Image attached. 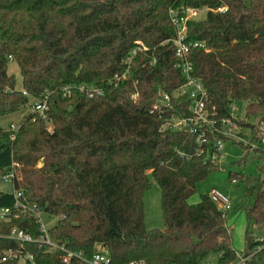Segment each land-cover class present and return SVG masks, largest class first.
Listing matches in <instances>:
<instances>
[{
    "label": "trees",
    "instance_id": "1",
    "mask_svg": "<svg viewBox=\"0 0 264 264\" xmlns=\"http://www.w3.org/2000/svg\"><path fill=\"white\" fill-rule=\"evenodd\" d=\"M204 6H226L186 24L187 42L202 44L191 45L188 58L206 89L208 116L219 128L222 119H232L233 103L243 101L245 116L260 115L264 127V0H0V118L50 94L47 120L29 112L14 130L0 125V174L13 170L21 199L57 218L48 228L52 240L86 257L105 247L112 264H231L238 258L226 212L207 194L189 201L218 167L211 156L225 136L208 129L198 145L186 128L165 127L190 115L189 102L173 96L185 77L164 43L174 34L168 10ZM138 41L147 49L114 85ZM10 61L29 96L15 88ZM81 84L102 93L88 97ZM66 85L71 92L64 96ZM149 174L161 190L163 230L145 226ZM229 178L245 186L238 204L247 218L243 256L254 260L264 256V164L257 175L229 171ZM13 204V193L0 190V207ZM12 227L40 235L27 212L0 223V264H19L13 257L1 261L7 248L32 254L36 264H62L44 245L8 238Z\"/></svg>",
    "mask_w": 264,
    "mask_h": 264
},
{
    "label": "built area",
    "instance_id": "2",
    "mask_svg": "<svg viewBox=\"0 0 264 264\" xmlns=\"http://www.w3.org/2000/svg\"><path fill=\"white\" fill-rule=\"evenodd\" d=\"M201 10H212L214 12H224L226 6H219L217 8H209L204 6L202 8L195 7H181V8H170L168 10L170 21L174 27V34L170 38L164 41L165 44H170L174 50V57L176 60V67L180 69L182 75L185 77V82L181 84L174 92L173 96L181 98L189 102L190 115L183 118H173L171 123H166L165 127L170 126L171 128H186L191 135H194L198 145L203 144L206 141L207 130L206 124L211 129L217 130L222 134L231 132V126L226 127L225 124L229 123L230 119H222L219 123V128L216 126L217 123L208 116L206 108V96L207 92L200 81V79L192 75V64L188 58V53L191 45L201 46L200 43L190 44L187 42L186 24L189 19L198 18ZM147 47L138 41L131 51L124 57L123 63L125 70L121 74H114L112 83L117 85L119 82L127 79L130 73V64L138 52L146 50ZM62 93L64 96L69 95L71 92V86L66 85L62 87ZM78 90L85 93L88 97H93L102 93V89L98 87H90L86 84L78 86ZM22 94L29 96L26 90L22 89ZM49 92L44 93L41 97L33 99L31 105V112L38 115L44 120H47V111L49 110ZM136 97V94L133 95ZM170 100L168 94H163L162 102L166 105ZM12 130L16 127L11 125ZM260 143L264 146V133L259 139ZM223 148V142L220 138L217 139L215 144V151L212 154V160L218 161L219 154ZM200 152H198L199 154ZM182 157L184 156L181 153ZM14 173L13 170L8 171L3 176V181L13 182ZM14 204L13 207H0V223L7 222L12 216L16 217L17 212H27L33 216L39 229V237L35 238L31 234L25 232L23 229L18 227H12L8 238L13 239L20 244L23 242H37L40 245H44L49 251L58 252L59 259L62 264H112L108 253L98 250L92 254L91 257H86L82 251H74L67 248L64 244L58 243L51 239L48 233V227L43 221L42 211L36 203H26L22 197L20 190H13ZM211 200L220 208L222 211L227 212L231 208L229 199L217 190H211L209 193ZM16 258L20 261V264H36L34 257L30 253H23L21 250H14L13 248H7L3 251L1 261H6L9 258ZM250 256L244 257L239 256L231 264H247ZM208 261L204 264H211ZM128 264H144L141 260L132 261Z\"/></svg>",
    "mask_w": 264,
    "mask_h": 264
},
{
    "label": "rangeland",
    "instance_id": "3",
    "mask_svg": "<svg viewBox=\"0 0 264 264\" xmlns=\"http://www.w3.org/2000/svg\"><path fill=\"white\" fill-rule=\"evenodd\" d=\"M206 14V10H201L198 17L203 18ZM8 73L15 77V88L21 90V75L14 61L8 63ZM32 103L33 99L30 98L29 104L25 108L17 113L0 118V125L5 128L8 126L11 128V125L17 127L22 117L31 112ZM259 117L260 115H255L247 118L245 116V102L235 101L233 103L232 119H230L229 123L225 124L226 127L231 126V132L223 134L225 139H221L223 148L217 159L219 163L218 167L212 169L202 181L197 183L196 191L189 199L190 202H198L202 194L209 195L211 190H217L229 199L231 208L226 212V220L231 232L232 244L236 249L238 257L242 256L245 250L244 236L247 218L245 213L238 209L239 202L245 196V186L240 181H231L229 171L242 172L254 176L257 175L258 168L264 164L263 153L260 150H254L255 147L264 148L259 141L264 133V127L260 123ZM46 124L51 128L50 121H47ZM205 128L206 130L211 129L207 124ZM6 173L0 174V190L13 192V182L3 181V176ZM148 177L150 179V187L143 195L145 226L148 229L163 230L161 190L151 174ZM42 218L48 228L57 221L56 217H49L43 212ZM249 230L255 236L260 237L262 235L261 231L253 223H250ZM97 248L102 252L108 253L105 247L98 246ZM214 259L215 257L210 258V260ZM247 264H264V256H257L254 260L249 258Z\"/></svg>",
    "mask_w": 264,
    "mask_h": 264
}]
</instances>
